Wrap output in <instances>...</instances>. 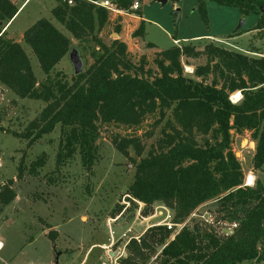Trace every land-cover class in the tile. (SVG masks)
<instances>
[{"label":"trees","instance_id":"1","mask_svg":"<svg viewBox=\"0 0 264 264\" xmlns=\"http://www.w3.org/2000/svg\"><path fill=\"white\" fill-rule=\"evenodd\" d=\"M55 1L53 17L81 44H94V63L74 76L72 82L62 79L63 74L52 77L57 65L69 54L71 42L49 20L40 19L23 36L24 44L47 76L36 87L29 55L6 33L20 7L13 0H0V83L47 104L24 133L13 132V136L28 141L27 148L31 149L60 127L57 168L65 167L78 154L82 166L90 172L99 161L98 141L103 126L133 129L141 127L148 118H156L155 127H164L161 138L146 156L140 138L116 137L113 144L124 156L130 157L132 148L140 158L127 191L128 202L143 203L147 209L162 203L173 212V226L183 227L173 238L174 228H149L140 238L128 242L126 255L118 263L264 262V186L260 182L253 187L244 184L242 165L232 149L233 133L250 132L256 142L253 167L263 168L264 56L249 57L210 45L206 48L209 63L196 70V77L203 78L198 81L184 74L182 57L195 59L200 52L193 46H173L158 54L155 62L159 73L154 74L143 65L136 68L132 64L124 42L114 40L108 45L99 37L98 33L109 23L108 10L88 0H74L72 6L64 0ZM214 1L238 7L244 15L260 14L264 24V0ZM134 2L117 0L123 11L131 10ZM200 11L206 16L204 6H200ZM144 24L142 20L132 34L134 38L144 37ZM116 33H120V28ZM209 77L211 83L207 84ZM235 92L242 95L236 103L231 100ZM23 160L24 157L18 180L24 178L25 172L38 176L46 166L47 154H41L29 168L24 167ZM13 183L10 180L0 189V216L17 198ZM212 200H219L221 208L229 212L248 208L232 234L190 224L194 211Z\"/></svg>","mask_w":264,"mask_h":264},{"label":"rangeland","instance_id":"2","mask_svg":"<svg viewBox=\"0 0 264 264\" xmlns=\"http://www.w3.org/2000/svg\"><path fill=\"white\" fill-rule=\"evenodd\" d=\"M13 1L20 7L26 0ZM88 1L101 3L104 0ZM135 1L140 3L136 12L124 11L122 15L109 12V23L98 35L108 45L114 40L124 42L128 47L129 59L136 68L143 65L146 71L152 70L158 74L155 59L160 52L173 46H193L200 55L195 59L182 57L184 74L201 81L203 78H197L195 73L209 63L206 48L210 45L249 57L264 56V24L260 22V14L244 15L238 7L220 5L214 0H167L165 4L157 0ZM201 5L206 9V16L200 11ZM56 6L55 0H29L11 28V36L20 39L19 31H25L45 18L70 39V47L80 52L86 71L94 63L91 55L94 44H81L76 40L53 17L52 10ZM142 20L145 21L144 37L134 38L132 34ZM241 21L245 25L238 29ZM118 28L119 34L116 33ZM174 38H177V42ZM20 44L29 55L37 87L47 76L23 39ZM212 62L215 63L216 59L212 58ZM58 73L63 74L61 78L69 82L76 76L69 54L51 76L55 77ZM211 79L209 77L206 83L210 84ZM234 95L232 99L235 102L242 100V95L238 99H234ZM46 105L0 83V189L13 180L12 189L17 194V198L0 216V241L4 245V249L0 250V264H56L57 260L58 264H94L100 257L104 258L105 264H116L126 255L128 242L142 233L148 222L150 225L162 221L163 224L170 223L173 212L162 203L147 209L143 203L137 202L135 207L128 202L127 191L133 183L140 158L132 148L129 149L130 157L124 156L113 140L116 137L140 138L145 149L143 156H146L161 138L160 131L164 124L155 127L156 118H148L139 128L103 126L98 141L99 161L92 171L82 166L78 154L59 169L56 156L60 127L31 149L27 148L28 141L12 134L24 133ZM232 149L242 165L244 184H247L248 176L253 175V186L257 182L264 186V166L261 170L253 167L256 142L251 133H233ZM43 153L47 154V163L40 169L39 175L34 177L25 172L24 178L18 180L22 158L24 167L29 168ZM120 208L123 209L118 214ZM247 212L248 208L242 207L232 212L223 210L219 200H212L194 211L190 224H197L206 230L212 227L222 234L225 229H233V225L238 224ZM160 213L164 214L161 216ZM150 216L157 217L147 221ZM182 227H174L172 238ZM155 259L156 256H153L152 260Z\"/></svg>","mask_w":264,"mask_h":264},{"label":"built area","instance_id":"3","mask_svg":"<svg viewBox=\"0 0 264 264\" xmlns=\"http://www.w3.org/2000/svg\"><path fill=\"white\" fill-rule=\"evenodd\" d=\"M64 2H67L70 6L74 5V0H64ZM96 6H99V7H102L106 10H108L109 12H112V13H115L116 15H122L123 14V10H121L119 7H118V4H117V0L114 2V0H104L103 2L101 3H98V2H93ZM139 7H140V3L139 2H134L132 7H131V10L136 12L139 10ZM231 100L233 102H235L232 97H231ZM236 103V102H235ZM247 186V184H245ZM159 215H163V213H160ZM170 230L172 228H174L172 222L170 223H166L165 224ZM235 228H237V225H233V229L232 228H229V230H234ZM226 230L228 229H225L223 232H225ZM138 239V238H136ZM4 248V245L3 243L0 241V250H2ZM116 264H119L116 262Z\"/></svg>","mask_w":264,"mask_h":264},{"label":"crops","instance_id":"4","mask_svg":"<svg viewBox=\"0 0 264 264\" xmlns=\"http://www.w3.org/2000/svg\"><path fill=\"white\" fill-rule=\"evenodd\" d=\"M29 0H26V1H24L23 2V4L20 6V12H21V10H22V8L26 5V3L28 2ZM54 9V8H53ZM20 12L18 13V15L15 17V19L7 26V36H8V38L9 39H12V40H14V41H16V42H18V43H22V39H23V36H24V33H25V31H27L28 29H26L25 31L24 30H21V31H19L20 32V34H19V36H20V39H14L13 38V36H11L12 34H11V32L13 31H11V28L13 27V25H14V23H15V21L19 18V15H20ZM34 25V24H33ZM175 42H177V41H175ZM251 187V186H250ZM164 214V213H163ZM170 215H171V213H169ZM156 217L157 216H150V217H148L146 220L147 221H153V220H155L156 219ZM170 218V217H169ZM170 220V219H169ZM150 222H148V224H147V228L142 232V233H140L138 236H134L135 238H140L150 227H153V226H159V225H165V224H163V221H162V223H157V224H149ZM4 249V248H3ZM125 253V252H124ZM102 256V255H101ZM103 259L104 258H102V257H100V258H97L96 260H95V263L94 264H105L104 263V261H103ZM4 264H9V263H7V262H4Z\"/></svg>","mask_w":264,"mask_h":264},{"label":"water","instance_id":"5","mask_svg":"<svg viewBox=\"0 0 264 264\" xmlns=\"http://www.w3.org/2000/svg\"><path fill=\"white\" fill-rule=\"evenodd\" d=\"M157 1L159 3H162V4H165L167 2V0H157ZM262 13L264 14V8L262 9ZM244 25H245V22L241 21L238 29H241ZM116 36L118 37L117 34H116ZM69 59H70V62L72 63V65H73L74 74L76 76L80 75L81 73L84 72L83 60H82L81 54H80V52L78 50L71 49L70 52H69ZM225 233L230 235V234L233 233V230H226ZM56 264H58V260H57Z\"/></svg>","mask_w":264,"mask_h":264},{"label":"bare ground","instance_id":"6","mask_svg":"<svg viewBox=\"0 0 264 264\" xmlns=\"http://www.w3.org/2000/svg\"><path fill=\"white\" fill-rule=\"evenodd\" d=\"M234 99H238L240 98L239 96H241V93L240 92H235V95H234ZM254 177L253 175H249L248 178H247V186H253L254 185Z\"/></svg>","mask_w":264,"mask_h":264}]
</instances>
